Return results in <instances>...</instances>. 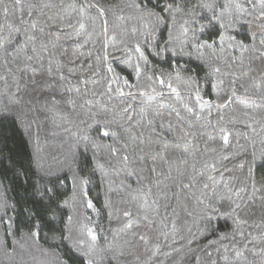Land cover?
<instances>
[{
    "label": "snow or ice",
    "instance_id": "1",
    "mask_svg": "<svg viewBox=\"0 0 264 264\" xmlns=\"http://www.w3.org/2000/svg\"><path fill=\"white\" fill-rule=\"evenodd\" d=\"M118 7L110 29L102 0H0V177L11 172L23 190L21 246L47 228L63 249L57 264H164L166 249H185L172 264H264V178L253 167L264 160V0ZM244 25L250 43L236 38ZM149 54L196 59L203 84L175 63V75L157 70ZM48 122L68 133L55 163L41 146ZM17 134L27 162L12 155ZM10 208L0 202L9 228Z\"/></svg>",
    "mask_w": 264,
    "mask_h": 264
},
{
    "label": "trees",
    "instance_id": "2",
    "mask_svg": "<svg viewBox=\"0 0 264 264\" xmlns=\"http://www.w3.org/2000/svg\"><path fill=\"white\" fill-rule=\"evenodd\" d=\"M6 2L11 5L12 0H6ZM106 7L111 9L109 14V27L113 29L115 24L119 21L117 20V16L120 15L119 7L125 3V0H102ZM0 22L2 18H0ZM134 23V22H133ZM101 21L97 20L96 29L97 31L100 28ZM126 27H130V25H126ZM119 31V30H117ZM258 32L259 30L256 29ZM123 34V33H121ZM162 38L167 37L166 29L161 30ZM236 38L238 40H244L245 42H251L250 40V30L246 25L241 26L239 31L236 33ZM259 42V38L257 37V43ZM99 47V45H97ZM151 65L155 67L159 71H172L173 75H175V71L172 65L175 63L179 67L183 68L181 75L185 78L191 77L194 80H198L201 84L204 82V76L206 72V68L201 65L196 59H189L187 57H168L165 60H160L156 57H153L149 54L148 56ZM113 65L115 67L116 72L120 73L122 76H129L128 70L121 64L119 61H113ZM129 79H132L129 76ZM166 103H175V99L166 100ZM137 103H139L137 101ZM155 103L153 107H156ZM59 123V121H57ZM122 135L127 136L128 133H122ZM175 133L169 134V140ZM41 138V146L44 149V153L47 156L48 160L51 163H55L53 157L63 158L62 151L67 145L68 141V133L63 130V128H56L50 122L45 124L44 129L40 133ZM106 143H111V140L105 138ZM12 148V155L15 159L21 162H27L30 158V154L32 148L30 145L26 144L23 137L17 134L15 142L9 145ZM259 144H257V149H259ZM251 150V149H249ZM255 176L259 180L260 178H264V160H262L259 156L256 159L254 164ZM2 185H0V202L4 200L11 206H14L13 210L10 208L7 213V217H13L12 226L9 228V225L3 221H0V264H57V256L61 254L63 249L47 240V237H52V233L49 232L47 228H43L41 230V235L38 241V244H32L29 241L24 246H21L20 241L22 236H24L29 228L31 227V221L28 217L23 213L22 208L25 205V197L23 194V190L20 188L18 182L15 181L11 172H7L4 174ZM134 178H130L129 181L132 182V186L135 187V183L133 182ZM90 190V198L93 199L97 209H101L102 213L100 217H96L93 214V218L96 222L101 224L105 232L107 233L110 230V225L106 217V213L103 211L104 205V196L103 192L99 187H96L95 184L89 186ZM71 194V190L69 188V195ZM99 194V195H98ZM114 200H118L119 196L114 195ZM7 217L4 219L6 220ZM118 222H113L111 225L112 228L117 226ZM217 227L221 232L230 231L231 230V222H225L224 220H220L217 224ZM101 246H103L104 241L101 240ZM185 249H176L175 251H171L166 249V252H169L171 259L165 258L164 264H172L173 260H175L176 256L180 251H184ZM215 255V253H214ZM99 264H108L106 260L100 261ZM185 264H191L190 259L186 260Z\"/></svg>",
    "mask_w": 264,
    "mask_h": 264
},
{
    "label": "rangeland",
    "instance_id": "3",
    "mask_svg": "<svg viewBox=\"0 0 264 264\" xmlns=\"http://www.w3.org/2000/svg\"><path fill=\"white\" fill-rule=\"evenodd\" d=\"M47 240H48L49 242H51V243H53V244H55V245L58 246V238H57V240H52L51 237H47Z\"/></svg>",
    "mask_w": 264,
    "mask_h": 264
}]
</instances>
